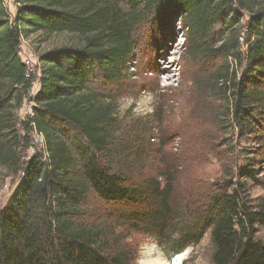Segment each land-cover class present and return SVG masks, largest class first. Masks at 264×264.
Segmentation results:
<instances>
[{
  "label": "trees",
  "instance_id": "16d2710c",
  "mask_svg": "<svg viewBox=\"0 0 264 264\" xmlns=\"http://www.w3.org/2000/svg\"><path fill=\"white\" fill-rule=\"evenodd\" d=\"M14 3L11 15L0 0V169L19 179L0 209V264H134L112 224L87 219L94 200L112 204L115 224L153 237L170 260L210 231L214 264H264V243L256 238L264 197L251 199L248 188H264V0ZM176 21L196 67L191 82L202 93L200 108L209 96L221 102L209 108L217 146L235 136L258 143L193 209L176 196L170 164L137 179L147 146L121 134L118 94L90 88L96 76L103 85L126 79L141 30L167 32ZM30 34L69 37L40 55L39 76L20 56ZM26 101L31 111L22 118ZM34 135L42 147L28 154Z\"/></svg>",
  "mask_w": 264,
  "mask_h": 264
},
{
  "label": "rangeland",
  "instance_id": "374dc122",
  "mask_svg": "<svg viewBox=\"0 0 264 264\" xmlns=\"http://www.w3.org/2000/svg\"><path fill=\"white\" fill-rule=\"evenodd\" d=\"M4 1L11 15H14V0ZM167 30L159 33L154 25L144 27L139 38L140 47L129 65L126 79L116 85H103L100 77L96 76L92 78L90 88L118 94L121 134L131 138L135 145L147 146L142 170L136 168L137 179L143 178L142 175L160 173L170 164L178 179L175 184L176 196L186 202L188 208L193 209L203 203L212 181L219 179L226 169L234 171L236 165L244 161L242 153L252 152V148L258 143L247 138L239 140L234 135L235 138L228 137L233 139L232 144L225 148L217 146V126L209 108L221 102L213 101L209 96L208 100L201 102L200 108L198 100L202 93L191 82V72L196 67L194 61L188 57L181 24L176 21L173 28ZM182 37L183 43H180ZM68 40L69 37L64 34H30L21 41L20 56L25 63L28 62L32 73L39 76L40 55L62 46ZM37 89L38 80L33 83L31 93L34 94ZM31 106V102L26 101L19 111L20 117H25L31 111ZM233 134L234 132L231 135ZM41 145L40 139L34 135L33 148L28 154L40 149ZM261 167L264 168V163ZM0 177L3 180L0 189L1 209L14 191L19 177L5 169H0ZM260 178L264 181V170ZM248 185L251 199L264 197L262 186L253 185L251 182ZM116 209L112 204L94 200L88 207L87 219L94 221L98 217L100 222L112 224L115 232L122 235V241L133 251L136 258L139 242L149 235L115 224ZM256 238L264 243L263 226L257 228ZM159 247L166 254L160 245ZM213 251L209 231L198 245L181 253L186 257L183 264H214ZM166 256L172 264L174 261L167 254Z\"/></svg>",
  "mask_w": 264,
  "mask_h": 264
},
{
  "label": "clouds",
  "instance_id": "9594fccd",
  "mask_svg": "<svg viewBox=\"0 0 264 264\" xmlns=\"http://www.w3.org/2000/svg\"><path fill=\"white\" fill-rule=\"evenodd\" d=\"M134 264H169V261L158 242L151 236H146L138 244Z\"/></svg>",
  "mask_w": 264,
  "mask_h": 264
},
{
  "label": "bare ground",
  "instance_id": "6f19581e",
  "mask_svg": "<svg viewBox=\"0 0 264 264\" xmlns=\"http://www.w3.org/2000/svg\"><path fill=\"white\" fill-rule=\"evenodd\" d=\"M183 37L181 38V40H180V43L182 42L183 43ZM186 259V257H184L183 255H180L172 264H181V262L183 261V260H185ZM170 264V263H169Z\"/></svg>",
  "mask_w": 264,
  "mask_h": 264
},
{
  "label": "built area",
  "instance_id": "2783aa9c",
  "mask_svg": "<svg viewBox=\"0 0 264 264\" xmlns=\"http://www.w3.org/2000/svg\"><path fill=\"white\" fill-rule=\"evenodd\" d=\"M20 55H21V51H20ZM26 64H27L29 70L31 71L32 69L29 67L28 62H26ZM31 72H32V71H31ZM36 136L40 139V141L42 140L41 137H40L39 135H36Z\"/></svg>",
  "mask_w": 264,
  "mask_h": 264
}]
</instances>
